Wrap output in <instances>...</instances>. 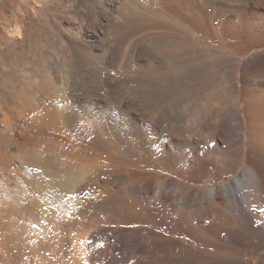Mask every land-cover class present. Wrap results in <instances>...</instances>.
I'll list each match as a JSON object with an SVG mask.
<instances>
[{"label": "bare ground", "instance_id": "bare-ground-1", "mask_svg": "<svg viewBox=\"0 0 264 264\" xmlns=\"http://www.w3.org/2000/svg\"><path fill=\"white\" fill-rule=\"evenodd\" d=\"M54 7L50 48L2 61L0 264H264V0Z\"/></svg>", "mask_w": 264, "mask_h": 264}, {"label": "rangeland", "instance_id": "rangeland-1", "mask_svg": "<svg viewBox=\"0 0 264 264\" xmlns=\"http://www.w3.org/2000/svg\"><path fill=\"white\" fill-rule=\"evenodd\" d=\"M0 0V81L2 79V61H6L8 62L7 60H9L10 56L11 59L9 60V62H15V60L19 59V60H25V61H32L33 59H35L39 54H41L43 51L45 50H48L50 47V42H51V37H52V33H54V31L56 32V29H55V26L56 25V22L57 21H60L61 19V14L59 11H56V7L55 4L59 3V0ZM61 1V0H60ZM41 2V4H40ZM48 2V3H47ZM39 3V4H38ZM32 4V5H31ZM46 5L48 6V8L46 7ZM42 6V7H41ZM46 9H45V7ZM50 7V8H49ZM54 7V8H53ZM186 7H187V15L188 16H193L195 17V19H199V16L201 15L200 13V9L199 8H194L192 6V4L188 3L186 4ZM36 10H35V9ZM44 8V9H43ZM52 9V10H51ZM24 10V11H23ZM22 11V12H21ZM36 11V12H35ZM47 11V12H46ZM53 11V12H52ZM46 12V14L44 13ZM57 12V13H56ZM26 13V14H25ZM44 13V14H43ZM36 14H37V17H36ZM48 14V17H46V15ZM25 15V16H24ZM45 15V16H44ZM39 16H42V17H39ZM44 16V18H43ZM51 16V17H50ZM7 18V19H6ZM42 18V19H41ZM49 18V19H48ZM55 18V19H54ZM60 18V19H59ZM15 19V20H14ZM28 19V20H27ZM44 19V20H43ZM59 19V20H57ZM27 20V21H26ZM31 20V21H30ZM48 20V22L46 21ZM54 20V21H53ZM52 21V22H51ZM29 22V23H28ZM20 23V24H19ZM48 23V25H47ZM14 24V25H13ZM16 25H20L21 27H23V32L20 37L21 39H24V40H21V43H16L15 41V38L16 37V34L15 32L13 31L14 30V26ZM23 24V25H22ZM43 26V28H42ZM48 26V27H47ZM54 26V28H53ZM13 27V29H12ZM33 27V28H32ZM5 28V29H4ZM50 29V30H49ZM12 30V31H11ZM31 30V31H30ZM10 31V32H9ZM53 31V32H52ZM30 32H33V33H30ZM15 34V35H14ZM50 34V35H49ZM5 35V36H4ZM44 35V36H43ZM24 38H23V37ZM42 36V37H40ZM50 36V37H49ZM12 37L13 40H11L10 38ZM27 37V38H26ZM48 38V39H47ZM51 38V39H50ZM30 40V41H29ZM40 40V41H39ZM10 41V42H8ZM12 41H15L12 42ZM193 41V43H195L202 51V54L204 55H209V48L211 46V40L209 39V37L207 35H201L200 33H197L195 32L193 35H192V40L191 42ZM7 44H6V43ZM13 44H12V43ZM46 42V43H45ZM41 43V44H40ZM6 44V45H5ZM12 44V45H11ZM21 44V45H20ZM34 44V45H33ZM149 44V43H147ZM150 45V44H149ZM14 46V47H13ZM22 46V48H21ZM27 46V47H26ZM6 47H8L6 49ZM18 47V48H17ZM20 47V49H19ZM29 47V48H28ZM13 48V50H11ZM16 48V49H15ZM25 49V50H24ZM16 50V52H15ZM33 50V51H32ZM258 50V49H257ZM257 50H254V52H256ZM4 51V52H2ZM7 51V52H6ZM13 51V52H12ZM25 51V52H24ZM27 51V52H26ZM223 51V49L221 50ZM10 52V53H9ZM24 54H23V53ZM7 55V57L5 58V56ZM14 53V54H13ZM17 53V54H16ZM20 53V55H19ZM15 55V56H14ZM252 55V53H249L248 55L242 57L241 61H245L248 57H250ZM9 56V57H8ZM15 59H14V57ZM18 56V57H17ZM24 56V57H23ZM5 59H4V58ZM34 57V58H32ZM209 57V56H208ZM12 58L14 60H12ZM24 58V59H23ZM2 59V60H1ZM16 60V61H17ZM217 64V65H216ZM224 67L223 65L221 66L220 64L218 63H211L208 67H204V71L202 70L203 72V75L206 76L205 80H208L210 81L211 79L209 78H212L213 75L214 77L212 78L211 81H215L218 83V85L220 86H223V84L225 83V73H224ZM212 71V72H211ZM222 72V73H221ZM209 74V75H208ZM219 74V75H218ZM216 76H217V81H216ZM178 76L175 77V81H173V85L172 87L169 86L170 88H168L169 90L172 88H174L175 90H179L181 92H185L186 93V90L188 87L187 90H195L196 89V93L199 95V101L202 103V104H218L219 102L217 101V99H215L216 97L214 96H210L208 91H207V88L202 85V84H199V87L198 85L196 86L193 82L192 79H190L189 77L185 78L184 79V83L185 84H182V85H179V82H178V79L177 78ZM204 78V76H202ZM201 77V78H202ZM208 77V78H207ZM220 77V78H219ZM221 79V81L219 80ZM192 81V82H191ZM224 81V82H223ZM191 82L193 85V88L195 86V88L193 89L189 83ZM220 82V83H219ZM178 83V84H177ZM189 86H188V84ZM216 83V84H217ZM191 84V85H192ZM178 86V88H177ZM181 86V88H180ZM184 87V88H183ZM187 87V88H185ZM197 87V88H196ZM202 88V89H201ZM173 89V90H174ZM181 89V90H180ZM183 89V90H182ZM164 90V89H162ZM161 90V91H162ZM174 90V91H175ZM192 90L188 91L189 93L192 92ZM201 90V91H200ZM147 92L143 93L142 95H139V98H140V101H143L145 99H150L153 100L154 98L156 99V101L158 102V84L156 83V87L152 88V89H147L146 90ZM187 92V93H188ZM152 93V94H151ZM157 93V94H156ZM188 93V95H189ZM200 93V94H199ZM141 96V97H140ZM147 96V97H145ZM201 96V97H200ZM159 99H162L159 97ZM233 100H235V98L233 97ZM154 101V100H153ZM204 102V103H203ZM216 106V105H215ZM184 108H186L185 110L188 109L187 106H185ZM239 109H241L242 111V108L241 106H239ZM193 155V154H192ZM213 154H211L212 156ZM216 159H219L221 157V155H215L214 156ZM240 168V166H238ZM233 175H230V174H225L224 175V179L223 181L225 183H228L230 181V179L232 178ZM179 179V180H178ZM209 179H212L213 182H214V186H217L219 187L222 183V181H217L215 180L214 177L212 178H209ZM209 179H205L204 182H203V186L205 188H210V183H209ZM156 180H159V181H162V177H157ZM175 180L177 181L178 184H185L186 181L180 176L179 177H175ZM140 225H142V223H140ZM153 227V226H152ZM262 255V253H260ZM253 255V258L251 255H247V261H250V259L253 261V262H257L258 258L261 256V255Z\"/></svg>", "mask_w": 264, "mask_h": 264}]
</instances>
